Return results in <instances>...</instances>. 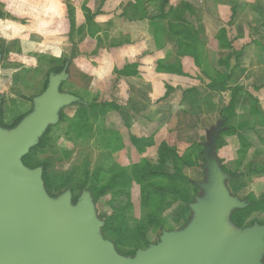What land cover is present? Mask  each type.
<instances>
[{
	"label": "rangeland",
	"instance_id": "obj_1",
	"mask_svg": "<svg viewBox=\"0 0 264 264\" xmlns=\"http://www.w3.org/2000/svg\"><path fill=\"white\" fill-rule=\"evenodd\" d=\"M5 1L0 0V142L9 139L13 128L37 109L51 79L58 77L56 93L68 95L70 100L56 109L54 118L45 124L21 157L27 171L41 169L43 194L54 201L66 196L71 208L87 197L100 223L99 236L113 244L117 255L129 260L140 251L157 248L163 243L164 234L173 237L191 228L198 217L193 204L208 200L203 187L208 178L207 164L216 159V169L230 177V172L217 159L218 134L229 128L225 115L213 117L210 123L201 121L207 135L212 137L206 136L198 143L197 134L193 133L197 114L172 125L176 108L171 110L166 101L175 96L181 98L187 85L202 81L208 87L235 89L233 95L242 92V87L226 84L227 80L236 81V70L244 61L237 55L230 29L216 28L214 23L209 27L210 32L206 28L207 34L201 23L186 25L190 21L194 24L195 18L201 17L200 11L194 13L184 3L164 10L171 0H161V21L156 23L155 33L150 32L155 42V59L144 62L141 57L119 70L118 65L113 67L112 51H121L127 43L131 54L137 49V39L133 38L139 31L135 11L131 15L122 13L131 21L129 28L133 32L125 37L116 31L124 29L119 28L122 15L99 11L102 0H83L82 13L75 25L74 8L66 0L59 29L50 30L52 38L65 37L60 39L61 46L55 42L47 47L45 43L20 39L19 34L30 31L32 26L23 19L25 15L5 7ZM146 1L149 0H136L138 5ZM256 3L255 8L262 6L260 1ZM196 4L197 1L190 4L191 8H197ZM97 13L104 14L106 21L95 23ZM139 14L145 16L144 12ZM17 19L19 28L15 25ZM98 31L102 35L95 38ZM139 35L140 39L144 38L141 32ZM210 37L219 42L213 44ZM147 50L152 52V45ZM153 68L160 74L156 75L160 94L154 93L153 83L147 80L153 78ZM144 69L146 76L141 75ZM120 73L126 77V84L130 82L135 87L115 88L114 80L119 77L113 75ZM138 78L141 84L136 87ZM255 86L251 90L257 93ZM111 88L115 96H111ZM243 92L250 94L258 113L264 114L256 96L248 90ZM196 94L192 95L193 99L202 97ZM115 97L123 99V109L109 101ZM157 106L163 107L161 117ZM199 110L195 108V113ZM157 117L161 118V128L165 131L161 136L155 133L159 131ZM190 134L194 136L193 145ZM256 153L254 159H263L264 153H259V149ZM230 195L240 206L233 207L224 218V227L240 232L264 225V187L251 184L243 193ZM259 239L264 242V235ZM256 264H264V248L258 251Z\"/></svg>",
	"mask_w": 264,
	"mask_h": 264
},
{
	"label": "water",
	"instance_id": "obj_2",
	"mask_svg": "<svg viewBox=\"0 0 264 264\" xmlns=\"http://www.w3.org/2000/svg\"><path fill=\"white\" fill-rule=\"evenodd\" d=\"M51 79L37 109L0 142V264H256L264 248V225L240 232L222 225L239 201L231 197L217 160L207 164L203 185L208 200L193 204L195 224L181 235L164 234L163 243L134 259L117 255L113 244L98 234L99 222L84 197L71 208L66 196L48 199L42 191L40 168L27 171L21 157L56 109L70 100L56 93ZM209 159V158H206ZM207 162H209L207 160Z\"/></svg>",
	"mask_w": 264,
	"mask_h": 264
},
{
	"label": "crops",
	"instance_id": "obj_3",
	"mask_svg": "<svg viewBox=\"0 0 264 264\" xmlns=\"http://www.w3.org/2000/svg\"><path fill=\"white\" fill-rule=\"evenodd\" d=\"M65 1L66 0H6L4 2V6L11 8L17 13L25 15V18L23 19L28 21L30 26H32L30 31H27L24 34H19L20 39H29L33 44L37 42L45 43L48 45L47 47H50L49 45L55 42H58V46H61L60 39H64L65 37L57 36L56 38H52L50 36V30L51 32H54L59 29V18L64 16L66 9L64 3ZM195 1L198 2V4H196L197 8L192 9L190 4L195 5ZM256 1L257 0H171L169 5H166L164 9L167 10L168 6H170V8L176 6L177 8L179 5L184 3L186 8L190 7L189 9L192 12L195 13L197 11L196 13H198V11H200L201 17L197 19L195 18L194 21L197 24H193V22L190 21V23H186V25L193 26L201 23L206 33L209 29H211L209 27L214 25V23L216 25L214 27L216 28L222 26L228 27L231 32V41L233 45L236 46L237 55L244 60L240 67H238V70H236V72H238L236 81L233 80L231 82L227 80L228 83H226L228 86H231L232 83L235 87H242V92L239 91L238 94L234 93L233 95L232 91H236L235 89L232 90L226 86L221 87L217 85H215V87H208L209 84L205 85L202 81L199 82V84L192 83L190 86L186 84L187 86L184 88V95L182 96L181 94V98H177L175 96L166 101L168 102V105H171V110H175L176 108L175 113H173L171 117L172 121L170 123L172 125L178 124L179 119L184 118L186 120L185 117L189 116L188 118H191L192 115L196 116L195 114H197V125L195 126V131H193V133L195 132L197 134L195 141L198 143L204 141L207 136L206 126L202 127L200 124L201 121L202 123L206 121L210 123L211 121H214L212 119L213 117H220L221 115L226 116V125L229 129L226 132L224 131L223 133L218 134L219 140H223V143L218 148L217 159L221 161L224 170L226 172H230V177L225 180V186L229 190L230 194L235 193L236 195H239L240 192L243 193L246 188L250 187L251 184L259 188L264 187V156L263 159H254L257 155V153L255 154L257 149H259V153H264V114L258 113L257 108H255V104L253 103L254 99L249 97L250 94L247 95L243 92L247 90L250 93L252 92L256 96L255 98L259 100L257 104L264 112V85L261 88L259 86L258 88L255 86L264 83V0H258L262 3V6L259 5V8H255L258 5ZM68 3H70L74 8L73 11L75 12L76 17L74 23L75 25L78 17H80L79 15L82 13L81 9L84 5V1L68 0ZM101 5L102 6L99 11L103 13L115 11L116 14L120 13V15H122L123 12H126L127 15H131L130 13L135 11L137 13L136 16H138L135 21L139 27V31L138 35L133 37L137 39L138 43H135L137 49L131 54V51L129 50L131 49L129 43L124 45L121 51L114 49L112 51V60L114 61L113 67H117L116 65H118V69L120 70L126 65L134 62L133 60L140 59L141 57L144 58V62L145 60L151 59L152 61V59H155V42L150 32L155 33L157 26L156 23H160L161 21V15L163 13L161 0L157 2H151V0H149L144 4L141 3L139 5L136 0H102ZM139 12H144L145 16L143 14H139ZM101 14L97 13L96 19H94L96 22L91 21V23L95 22L98 24L99 22H103L105 20L103 18L104 14ZM124 17V14L120 17L121 24L119 27H124V29L116 31H119L120 36L123 35L127 37L128 35L133 34V32L131 31V28H129L131 21L129 18L126 19ZM18 20L19 19H17V22L15 23L16 28H19L20 26ZM81 21L82 20L80 18V23ZM139 32L143 34V39H140ZM101 35L102 31H98L95 34V38H99ZM16 36L18 37V35ZM207 38H209V36H207ZM210 38L213 44L219 42L216 38ZM210 40L209 43H211ZM151 45L153 50L152 52L147 50ZM143 48L144 51H139ZM158 57H162L161 53ZM117 60L119 62H117ZM190 71L194 75V70L190 69ZM153 73V78H148L147 80L153 83L154 93L157 91L160 94L161 92L158 91L160 86L158 90L156 89V75L160 74L157 73L154 68L152 74ZM146 74L147 73L144 69L141 75L146 76ZM122 75L123 73L113 75V77H119V79L114 80L115 88L116 86H123L124 88H130V86L135 87L133 83L130 84L129 82L126 84V77ZM131 78L136 79L135 77ZM143 80H145V77ZM178 82L174 81L175 85H177ZM139 84L141 83L138 78L136 87H138ZM198 86L199 88H197ZM252 86H255L257 93L251 90ZM112 88L110 90L111 93ZM114 90L121 91V89ZM123 90L124 89L122 88V94ZM195 91H199L198 93L200 95L196 94ZM193 94L202 97L193 99ZM111 96H115V94L112 93ZM109 101L114 103L117 108L118 106H121L123 109L124 104H121V102H124L123 99L119 100L118 97H115L111 98ZM157 107H159L157 113L159 117H161V109H163V107ZM195 108L200 110L195 113ZM183 110L185 111L183 112ZM155 120L159 123V128L157 126L159 131L155 129V133L161 136L165 133V131L161 128V118L157 117ZM186 128V130H191V128ZM169 134H172V132H169ZM173 134L176 136V131H173ZM193 137L192 134H190V138L193 140L190 141L191 145H193L194 142ZM111 139H113V137H111ZM254 163H256L255 166ZM226 164H230V166L227 167ZM241 170H244V172H241ZM253 170L255 171L253 172Z\"/></svg>",
	"mask_w": 264,
	"mask_h": 264
},
{
	"label": "trees",
	"instance_id": "obj_4",
	"mask_svg": "<svg viewBox=\"0 0 264 264\" xmlns=\"http://www.w3.org/2000/svg\"><path fill=\"white\" fill-rule=\"evenodd\" d=\"M14 124H16V122L14 123ZM13 124V125H14ZM213 134H214V132H213ZM207 136H210V138L212 137V134H208ZM219 138V137H218ZM223 142H221L219 139H218V142H217V144H218V146L217 147H220V145L222 144Z\"/></svg>",
	"mask_w": 264,
	"mask_h": 264
}]
</instances>
